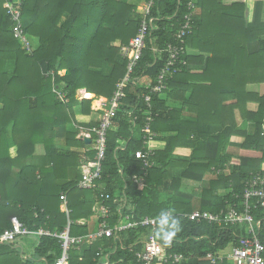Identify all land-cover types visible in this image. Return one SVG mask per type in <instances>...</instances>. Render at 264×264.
<instances>
[{
    "label": "trees",
    "instance_id": "obj_1",
    "mask_svg": "<svg viewBox=\"0 0 264 264\" xmlns=\"http://www.w3.org/2000/svg\"><path fill=\"white\" fill-rule=\"evenodd\" d=\"M6 1L0 0V233L16 217L29 230L56 234L71 222L70 235L85 236L90 233L86 221L101 201L109 207L110 227L120 217L132 222L157 218L162 209L190 213L182 202L159 201L160 186L171 171L181 168L180 176L187 179L205 181L207 175L213 176L200 198V211L215 213L232 201L233 193H241L250 173L261 171L264 93L250 92L248 85H264V0H254L250 20L245 14L248 0H196L198 13L185 38L189 53L182 57L186 65L163 93L151 95L147 108L142 100L145 81H155L166 61L164 50L174 43L187 14V0L155 1L150 12L152 29L134 73L139 83L127 88L113 118L101 178L92 190L77 188L81 178L77 154L56 148V131L72 126L77 106L82 113L90 109V101L77 100L80 90L101 98L112 95L125 75L126 62L119 48L135 36L137 5L144 0H22L21 22L33 45L30 53L14 38L13 23L3 6ZM170 103H174L171 109ZM249 103L256 105L253 110L248 109ZM183 112L193 117L185 119ZM236 112L249 125L248 131L237 125ZM149 115L154 140L164 147L155 151L156 165L149 169L142 187L132 181L133 175L141 173L133 153L143 148ZM76 134L65 133L66 146H84L85 140H77ZM231 138L242 141L231 143ZM37 144L45 150L42 165L34 161ZM230 146L237 149L235 154ZM180 147L192 150L188 159L174 155ZM93 157L92 151L89 158ZM73 164L78 167L74 180L48 183L60 179L61 167ZM62 193L67 197L68 215L60 210ZM106 195L109 199L104 200ZM178 219L181 231L171 243L160 240L157 231L155 237L168 252L184 256L180 264H209L206 254L224 249L232 238L213 225ZM148 232L138 226L117 238L98 239L83 257L74 247L69 264H135V253ZM36 238L30 257H22L15 244H1L0 264H54L61 253L59 240Z\"/></svg>",
    "mask_w": 264,
    "mask_h": 264
},
{
    "label": "built area",
    "instance_id": "obj_2",
    "mask_svg": "<svg viewBox=\"0 0 264 264\" xmlns=\"http://www.w3.org/2000/svg\"><path fill=\"white\" fill-rule=\"evenodd\" d=\"M155 1L144 0L138 3L136 10L139 16L138 30L127 45H122L119 48L120 55L126 62L124 77L116 83L115 89L109 98H94V101H92L94 103L91 106L92 109L99 111L101 115L98 124L89 133L84 134L86 138L91 140L94 157L89 158L84 155L80 157L79 170L81 178L77 184L78 189H95L98 180L101 178L108 130L112 125L119 105L126 96L127 88L129 86L135 87L139 83L138 79L134 78V73L146 48L145 41L152 29L154 21L150 17V12ZM21 3L22 0H9L3 6L13 23L12 33L14 38L26 52L30 53L33 45L23 30ZM186 3L187 14L176 33L175 41L168 44L164 50L166 53L165 63L160 68L155 81H145L144 88L147 92L142 95V100L147 108H150L151 95L163 93L167 89L169 80L186 65V62L182 59L184 55L189 53L185 38L191 33L193 18L198 13L196 0H187ZM153 52L157 54L160 51L153 49ZM59 98L64 100L62 95H59ZM152 121V117L147 116L143 128V148L133 153L134 159L141 164V173L140 175H133L132 181L142 187L145 186V177L149 169L156 165L152 160L156 151L154 147L155 134L151 131ZM100 197L103 198V195ZM107 199H109L108 195L104 197V200ZM60 208L62 212L68 215L67 197L64 193L60 195ZM93 211L96 213L97 218L95 231L79 237L70 235L69 226L71 222L68 223L63 232L56 234L44 229L29 230L16 217H12L10 228L0 233V245L13 244L22 237L52 236L59 240L61 248L60 256L54 264H69V253L72 248L75 247L79 250L80 246L86 241L92 244L101 238H117L120 233L139 226L148 229L149 232L141 240V250L135 253V264H180L184 260L182 254L168 252V248L164 247L155 237L157 218L144 217L132 222L128 217H120L117 223L110 227L107 222L110 215L108 206L101 201L93 207ZM170 212L176 218L182 217L195 224L213 225L232 234V238L224 249L206 254L204 259L209 264H222L224 262L230 264H264V169L257 173H250L244 181L241 193H233L232 201L227 202L225 207L218 212L211 213L200 210H193L187 214ZM96 255L100 256L101 252H97ZM107 257L105 255L103 259L106 260Z\"/></svg>",
    "mask_w": 264,
    "mask_h": 264
},
{
    "label": "crops",
    "instance_id": "obj_3",
    "mask_svg": "<svg viewBox=\"0 0 264 264\" xmlns=\"http://www.w3.org/2000/svg\"><path fill=\"white\" fill-rule=\"evenodd\" d=\"M247 11H248V19L250 20L252 17V13H253V9H254V0H248L247 1ZM192 53V52H191ZM195 54V52H193ZM62 74V73H61ZM248 91L253 92V93H258V94H263L264 93V85L263 84H252V85H248ZM77 100H87L90 101V109L87 110L86 113H82L81 107L77 106L76 108H74L73 110V114H74V118L72 121V126L71 127H61L57 129V135H56V142H55V146L56 148H58V150H62V151H73L77 154V162L79 163V159L82 155L84 156H88V157H92V151H93V146L91 143V140L89 138H86L84 136V134L89 133V131L95 127L98 124V121L100 119V115L101 113L99 111L93 110L92 109V105L94 104L92 101H94L93 99H103L101 97H96L92 94H87L85 93V91L80 90L79 94L76 96ZM169 105V109H171L174 106V103H170ZM255 104L253 103H249L248 104V109L249 110H253L255 108ZM182 117L185 119H190L193 117L192 114L188 113V112H183L182 113ZM236 122L237 125L240 126L241 129L248 131L249 129V125H247L246 123H243L242 120L239 117V114L236 112ZM67 131H76V139L77 140H87V142H85L84 146L82 147H72V146H66L65 145V133ZM235 142V143H240L242 140L241 138H231V143ZM70 142V140H69ZM154 147L156 148V150H162L164 147V144L160 143V142H155L154 143ZM229 151L232 153V147H229ZM234 151L237 152V149L234 148ZM11 152V157H15L16 153L14 152V149L10 150ZM192 153V150L190 148L187 147H180V148H176L174 155L177 156L180 159H188L190 157ZM45 155V150L42 144H37L35 146L34 149V161L37 164H41L42 162L40 161V159L42 157H44ZM264 169V164H262L261 166V170ZM17 172V170H15ZM78 173V167L74 166L73 167H69L68 169H66L65 167H61L59 170V174L60 175V179L56 178V180H49L48 183H53V184H62V183H67L70 180H74L75 178V173ZM225 173H228V171H226ZM63 174V175H62ZM65 175V176H64ZM64 176V178H63ZM39 179L40 176H37ZM61 210V208H60ZM94 215L93 217H90L86 223L88 225V228L90 230V233L95 231L96 229V224H97V218H96V213L93 211ZM29 237H33V236H29ZM36 239V240H35ZM14 248H17L22 257H30L33 255V250H34V246L37 245V238L33 237V238H21L16 240ZM39 261V260H38ZM38 264H44V262L42 261L41 263Z\"/></svg>",
    "mask_w": 264,
    "mask_h": 264
},
{
    "label": "rangeland",
    "instance_id": "obj_4",
    "mask_svg": "<svg viewBox=\"0 0 264 264\" xmlns=\"http://www.w3.org/2000/svg\"><path fill=\"white\" fill-rule=\"evenodd\" d=\"M235 152L236 151L232 149V153L235 154ZM182 170L183 168L171 171V175L162 183L160 188L158 187L159 201H166L169 203L182 202L187 210H200V198H202L203 191L209 188L208 181L212 180L213 176L207 175L205 181H196L181 177ZM219 193H221V191H219Z\"/></svg>",
    "mask_w": 264,
    "mask_h": 264
},
{
    "label": "clouds",
    "instance_id": "obj_5",
    "mask_svg": "<svg viewBox=\"0 0 264 264\" xmlns=\"http://www.w3.org/2000/svg\"><path fill=\"white\" fill-rule=\"evenodd\" d=\"M181 231L178 218L171 215L170 210L162 209L157 216V234L159 239L171 243L172 239Z\"/></svg>",
    "mask_w": 264,
    "mask_h": 264
},
{
    "label": "water",
    "instance_id": "obj_6",
    "mask_svg": "<svg viewBox=\"0 0 264 264\" xmlns=\"http://www.w3.org/2000/svg\"><path fill=\"white\" fill-rule=\"evenodd\" d=\"M246 16L248 15V11H246ZM79 94V92L77 93V95ZM85 142H87V140H85ZM91 249V244L89 241H86L85 243H83L80 248H79V253H80V256L83 257L85 252H88L90 251Z\"/></svg>",
    "mask_w": 264,
    "mask_h": 264
}]
</instances>
